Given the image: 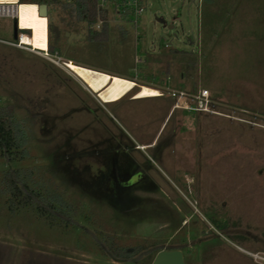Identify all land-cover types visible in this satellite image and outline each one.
Segmentation results:
<instances>
[{
  "label": "rangeland",
  "instance_id": "374dc122",
  "mask_svg": "<svg viewBox=\"0 0 264 264\" xmlns=\"http://www.w3.org/2000/svg\"><path fill=\"white\" fill-rule=\"evenodd\" d=\"M112 3L105 2L108 34L101 42L87 38L83 22L69 31L80 37L66 36L57 10L50 11L56 50L46 56L16 45L14 19L0 16V107L11 109L27 138L24 156H0V189L4 170L17 167L65 211L62 221H47L31 208L10 209L8 193L0 190V264H150L159 247L178 244L185 264H245L248 258L232 243L255 250L245 231H260L264 222V0H142L135 22L133 10L124 12L127 0L126 9ZM68 60L162 94L129 97L128 90L104 103L55 68L76 74ZM170 89H206L209 111L170 116ZM179 127L176 154L193 148L203 167L197 171L193 164L186 173L168 142L144 148L158 136V143L168 141V132ZM117 131L143 147L138 155L152 159L163 180L151 190L136 188L126 208L109 203L106 194L95 198L96 187L84 186L110 160ZM248 173L254 179H246ZM190 189L201 192L202 201L181 225L190 212L178 207L196 198ZM107 240L146 248L116 259Z\"/></svg>",
  "mask_w": 264,
  "mask_h": 264
},
{
  "label": "trees",
  "instance_id": "16d2710c",
  "mask_svg": "<svg viewBox=\"0 0 264 264\" xmlns=\"http://www.w3.org/2000/svg\"><path fill=\"white\" fill-rule=\"evenodd\" d=\"M114 5L118 3L124 7L126 0H111ZM127 0V11L124 10L127 16L132 12L129 8L131 5ZM206 2L212 0H203ZM19 2L29 3H46L48 6L47 13V51L54 52L56 50L54 43L52 42L51 35L54 32V25L52 23V17L50 11L57 10L58 17L62 23L67 27V31H71L70 27L74 22H83L86 24L87 38L90 41H104L107 39L108 24L107 14L108 9L104 4L102 7L98 6L99 0H19ZM139 3L142 0H138ZM125 4V9L127 8ZM100 17L103 21L99 28L91 27L96 19ZM129 20V19H128ZM136 89L135 86L131 88V91ZM26 136L23 133V129L19 123L16 122L12 115L11 109L0 107V156L4 159H15L25 155L23 144L26 142ZM3 183L1 193H8L6 198L8 207L11 209L14 207H23L34 209L38 215L45 220H57L62 216V209L54 203V199L46 198L40 191L34 190L30 184L21 177L19 169L17 167H8L4 170L1 177ZM59 202L62 200L59 198ZM59 214L61 216H59ZM60 221H62L60 219ZM109 243L106 246L107 250L111 253V256L116 259L128 260L133 258L136 254L142 253L145 250V246L139 245L135 247H121L115 246L112 240H107ZM148 248V247H147Z\"/></svg>",
  "mask_w": 264,
  "mask_h": 264
},
{
  "label": "flooded vegetation",
  "instance_id": "af4514ba",
  "mask_svg": "<svg viewBox=\"0 0 264 264\" xmlns=\"http://www.w3.org/2000/svg\"><path fill=\"white\" fill-rule=\"evenodd\" d=\"M136 87V86H135ZM139 89L136 87L134 91L129 93L127 91L125 94L120 96L119 98H116V100H111L112 101H117L121 98H123L127 93H129V97H131L133 94H135ZM96 93L97 97L98 92L94 91ZM158 96V95H156ZM136 97V96H135ZM142 97V96H141ZM101 99V98H99ZM102 100V99H101ZM103 101V100H102ZM105 102H110V101H103ZM168 111L167 114H170V116H175L176 112H180L183 116L184 113L183 111L187 110L183 106H176L174 100L170 98L169 103H168ZM205 113V112H204ZM180 127L178 129L172 128L168 132V136L165 138L168 141L160 142L159 141V136L155 140V138L148 144L144 146L146 150L151 149L153 146H156L157 144H164L168 142V146L170 151H175V158L174 160L179 164L180 162H183L185 165L182 168L186 169L187 172H191L194 168L195 165V171H197L199 168H203L201 165L198 164L197 158L199 157H194V151L193 148L189 150L188 155H182L181 152L179 154L176 152L179 151V148L182 146H176L174 144V141L178 135L179 132H181ZM118 132V131H117ZM119 135V140H117L116 146L113 145V141H111V144L109 146L110 149V160L106 162V166L104 169L99 173V174H91L92 179L88 182L84 183V186L90 187L94 185L96 187V192H95V198H98L99 196H109L112 197L113 199H109L108 202L113 204L112 200H117L121 204L118 206L114 203L116 207H124L126 208L129 202V199L133 197L134 190L136 188H145V190H151L154 188V186L159 184V181L162 179L159 171L154 167L152 164V159H150L146 155L145 151V158L143 156H139L138 152L141 151L143 147L139 146L138 143H134L132 139L128 137V135L124 134L122 131L118 132ZM112 136V134H111ZM122 137V138H121ZM127 137V138H126ZM127 139V141L125 140ZM129 139V140H128ZM113 140V139H112ZM128 142H132V146L128 144ZM167 145V144H166ZM194 147H197V152H201L202 146H198V144ZM212 148V147H211ZM240 148V146H238ZM181 150V149H180ZM133 151H136V153H133ZM213 151V149H212ZM235 151V150H234ZM237 150L235 153L238 155ZM187 152V151H186ZM135 154V155H134ZM199 156V155H198ZM137 159H135V158ZM178 159H183L182 161H179ZM185 159V160H184ZM194 164V165H193ZM249 166H251V163H249ZM250 173V172H249ZM248 173V176L246 179H254V177H251L250 174ZM224 171L221 170L219 173V177L221 176L223 179ZM163 181V180H161ZM83 186V187H84ZM130 189H132V192H130ZM194 190V189H193ZM190 189V191H193ZM172 191V190H171ZM194 192V191H193ZM195 194V199L191 200L188 199V203H182L178 209L180 211H188L190 214L186 217H183L181 219V225L184 223L185 225L187 224V220L189 216L193 215L194 213L199 212V208L197 206L198 203L202 201V193L199 191L194 192ZM106 198V197H105ZM97 201H103V200H97ZM105 202V200H104ZM202 218H199V221L202 222L204 219V216L201 215ZM228 219V218H227ZM195 221V220H194ZM231 229H235V224L234 222H231ZM238 227V223H236ZM170 226H172L170 223H168V228L170 229ZM226 228V227H225ZM179 227L175 228L174 231L178 232ZM260 231L256 232H250L245 231V234L251 242L255 245V250H250L249 257H250V264H264V222L262 225H260ZM228 231V230H227ZM212 235V234H211ZM169 238H172L170 235ZM189 239L188 236L185 237V241ZM188 242V241H187ZM163 244V243H162ZM181 244L175 245V246H169V247H159L156 251L155 254L161 250V249H174L178 248L182 251V248L180 247ZM154 254V256H155ZM255 254V255H253ZM154 258V257H153ZM153 260V259H152ZM185 264V261H184Z\"/></svg>",
  "mask_w": 264,
  "mask_h": 264
},
{
  "label": "bare ground",
  "instance_id": "6f19581e",
  "mask_svg": "<svg viewBox=\"0 0 264 264\" xmlns=\"http://www.w3.org/2000/svg\"><path fill=\"white\" fill-rule=\"evenodd\" d=\"M8 5V13H16L19 28H28L30 32H19L21 43L29 44L31 48L47 51V19L38 14V5L36 3L18 2L16 0H4ZM70 70H73L77 76L91 90L98 92L99 98L103 101L116 100L135 84L133 80L126 77L112 75L104 71L96 70L90 67L79 65L71 60L64 63ZM159 91L155 88L142 85L136 92V97L156 96Z\"/></svg>",
  "mask_w": 264,
  "mask_h": 264
},
{
  "label": "built area",
  "instance_id": "2783aa9c",
  "mask_svg": "<svg viewBox=\"0 0 264 264\" xmlns=\"http://www.w3.org/2000/svg\"><path fill=\"white\" fill-rule=\"evenodd\" d=\"M19 2V0H16ZM107 0H99L98 6L102 7ZM129 5H131L133 10V16H134V22L136 21V16L143 10L142 6L139 4L138 0H129ZM12 4V3H11ZM10 3H5L4 0H0V16H8L16 20V34L18 38L16 39L17 42L16 45H23L27 46L25 43L20 42L19 38V32H22L19 28L18 24V18L16 13H8V10H6L5 7L8 5H11ZM102 19L98 17L96 21L92 24L91 27L99 28V26L102 23ZM30 32L28 28H24ZM26 32V33H28ZM2 42H5L4 40H1ZM42 53L46 56L48 55V52L46 50H43ZM169 96L174 100L176 106H183L187 110H195V111H203L208 112L210 109V100L208 98V91L206 89H201L197 94L189 93L188 91H185L183 89H170L167 91ZM162 94V92L159 91V95ZM255 255V254H253Z\"/></svg>",
  "mask_w": 264,
  "mask_h": 264
},
{
  "label": "water",
  "instance_id": "95a60500",
  "mask_svg": "<svg viewBox=\"0 0 264 264\" xmlns=\"http://www.w3.org/2000/svg\"><path fill=\"white\" fill-rule=\"evenodd\" d=\"M193 1V0H192ZM38 14L47 17L48 6L46 3H38ZM171 27V25H170ZM22 32H28L26 29H21ZM66 36L72 37H80L81 34L70 33L69 31L65 32ZM13 37L17 39L18 36L16 34V20L13 22ZM150 264H184L183 253L180 249H161L159 250Z\"/></svg>",
  "mask_w": 264,
  "mask_h": 264
},
{
  "label": "crops",
  "instance_id": "0c3cea01",
  "mask_svg": "<svg viewBox=\"0 0 264 264\" xmlns=\"http://www.w3.org/2000/svg\"><path fill=\"white\" fill-rule=\"evenodd\" d=\"M74 33V32H73ZM5 41V40H4ZM7 41V40H6ZM20 48H23V49H26V50H28V51H30V52H39V53H42V51L43 50H37V49H34V48H31L30 46H29V44H27V46H23V45H21L20 46ZM55 68H57V69H59V70H61L62 71V73H64V75H66L68 78H70V77H72L73 79H76V81L78 82V87L79 88H82V89H87V90H91V88H89L88 86H87V84H85L76 74H69V73H67V72H64L65 70H63L62 68H59V67H55ZM71 71V70H70ZM72 72V71H71ZM65 73H67V74H65ZM76 77V78H75ZM91 91H93V90H91ZM218 234H220L221 236H222V234L221 233H219L218 232ZM188 237H190V236H188ZM232 245L235 247L234 249H235V251L237 252V253H240V254H243V255H246L245 257H247L248 258V260H246L245 261V264H249V259H250V257H249V252H250V250H248V249H246V248H244V247H241V246H239V245H237V244H234V243H232Z\"/></svg>",
  "mask_w": 264,
  "mask_h": 264
}]
</instances>
